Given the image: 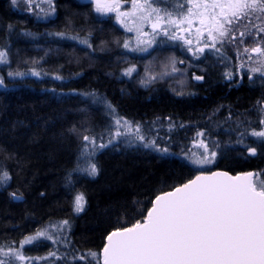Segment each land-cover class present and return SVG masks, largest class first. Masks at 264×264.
<instances>
[{"label":"trees","instance_id":"1","mask_svg":"<svg viewBox=\"0 0 264 264\" xmlns=\"http://www.w3.org/2000/svg\"><path fill=\"white\" fill-rule=\"evenodd\" d=\"M53 3V16L39 19L0 0V177L7 174L0 179V260L11 263V249L29 264H102L110 232L143 223L158 194L206 171L180 154L197 133L220 143L207 170H249L264 181V145L247 136L264 110V79L251 71L264 57L243 51L264 33L243 44L239 33L234 41L218 37L230 70L222 74L208 63L202 79L180 93L170 80L143 87L118 76L125 33L111 16H99L89 2ZM255 13L252 23L261 24L255 17L264 14ZM115 118L137 126L143 144L109 143ZM84 136L108 146L84 154ZM151 141L171 154L143 146ZM90 163L99 170L94 177L84 171ZM38 231L47 236L22 245ZM88 252L96 258L78 259Z\"/></svg>","mask_w":264,"mask_h":264},{"label":"snow or ice","instance_id":"2","mask_svg":"<svg viewBox=\"0 0 264 264\" xmlns=\"http://www.w3.org/2000/svg\"><path fill=\"white\" fill-rule=\"evenodd\" d=\"M12 3L15 4L16 0H12ZM145 4H149V0H145ZM196 6L200 7L199 4ZM217 7L221 9L220 15L224 17V22L217 20L214 14L213 28L220 37L236 40L233 28L225 27L226 24L237 26L240 44L244 43L243 38L246 36L255 38L258 33H264V17H255L261 20V24L252 23L251 20L242 25L240 23L255 12L264 13V0H228L227 4L213 0L211 4L204 5L205 10ZM225 7L229 9L230 16L224 13ZM151 12L157 13V23L153 24L155 30L161 17L159 9L151 8ZM189 12L191 13V9ZM188 22L191 23L190 20ZM203 22L202 20L201 23ZM169 23L176 24L177 21L170 19ZM241 27L243 30H240ZM252 29H256V33H253ZM209 36L216 40V37L212 36V29L209 30ZM255 42V47L251 49L245 47L243 51L264 57V48L260 47L264 38ZM124 46L127 47V44ZM198 51L203 52V49ZM4 57L5 53L0 52V60ZM261 63L264 64V60ZM251 71L259 72L261 69L253 68ZM261 74L264 75V72ZM196 79L200 80L202 77L197 76ZM2 84L3 80L0 79V85ZM120 123V120L116 121L117 125ZM260 123L264 124V120ZM121 135L120 131H116L115 136ZM197 135L202 136L203 133ZM250 135L261 138L264 142V130H254ZM138 139L143 141L144 137L138 136ZM83 140L93 145L92 153L85 151L84 154L87 155H95L97 147L103 149L108 146L103 143L96 145L95 138L89 136H84ZM109 143H112V140H109ZM154 144L155 142L151 141L143 146L149 147ZM200 146L208 151L203 141L200 142ZM87 147L88 145H85V149ZM158 150L165 153L168 151L166 148ZM248 151L252 155L256 154V148L250 147ZM211 156L214 158L216 152L212 151ZM211 162L208 157L193 161L198 165ZM84 171L94 177L99 170L96 163H90ZM254 175L258 176L259 173L249 172L243 177H229L227 173L197 176L195 180L176 187L174 191L157 196L143 223L137 222L130 228L113 231L107 236V244L103 247V264H264V181L254 182L252 179ZM6 178V173L0 177ZM83 201L82 194L76 197L77 211L82 210ZM40 236H47V233L38 231L36 236L26 237L24 243H31ZM47 238L51 239L50 236ZM9 254L17 260L26 259L19 251L10 249L5 255ZM87 256L95 259L97 254L88 252L78 259L85 260ZM0 264L6 262L0 260ZM88 264L92 262L89 261Z\"/></svg>","mask_w":264,"mask_h":264},{"label":"rangeland","instance_id":"3","mask_svg":"<svg viewBox=\"0 0 264 264\" xmlns=\"http://www.w3.org/2000/svg\"><path fill=\"white\" fill-rule=\"evenodd\" d=\"M79 1L89 2L93 11L99 16H111L114 23L124 31L125 38L122 41L123 45L121 48L124 52L120 56V63L122 65L117 70L118 76L121 78L134 77L139 85L143 87L155 82H160V80H170L173 88L181 93L184 90H188L192 82L197 81L196 77L201 76V71L204 69L203 66L208 63L216 65L222 74L230 70L227 57L221 53V51H217L218 47L216 40L220 36L213 28L215 23L213 20L214 14L217 20L221 23L224 22V17L220 15L221 9L217 7L205 10L204 8L205 4H211L213 0L209 2L207 0H190L187 4L173 3L174 6L171 7L174 8L170 9V11L161 10L162 6L159 4L158 6L155 5V0H149L151 7H149V4H145V0ZM10 2L18 10L34 13L39 19L52 17L55 13L53 0H16L15 4L12 3V0H10ZM219 2L227 4L228 0H219ZM134 4L136 7H134ZM197 4H199L200 7H197ZM140 5H143V7H140ZM151 8L159 9V16L161 17L155 30L153 29V24L157 23V13L151 12ZM189 9H191V13ZM149 13L151 14L149 15ZM169 13L171 14L170 16L168 15ZM224 13L229 16L231 15L227 7L224 8ZM253 14L256 15V13ZM251 18L252 15H250L247 20L241 21V25L247 23ZM170 19L177 21V23L170 24ZM189 20L191 23L188 22ZM202 20L204 21L203 23H201ZM225 27H231L233 28V32H238L236 30V25L226 24ZM210 29H212V36H215L216 40H213L209 36ZM240 30H243V28L241 27ZM252 31H255V29H252ZM173 36L175 38H172ZM189 41L191 43H188ZM125 44H127V47L124 46ZM201 48L203 52L198 51V49ZM253 55L259 56L257 53ZM5 57L3 59H5ZM262 60H264V58H261L258 62H254L253 65V68L261 69V71L256 72L258 81L264 79V75L261 74L264 72V64L261 63ZM130 69L131 71H129ZM173 69H175V71ZM117 120L121 122L119 125L116 124ZM261 120H264V110H262V116L259 120V128L255 131L264 130V124L260 123ZM111 128L110 140L113 142L143 144V142L138 139V127L130 124L128 121L115 118V121L111 124ZM116 131H120L122 135L118 137L115 136ZM252 131L254 130H251L247 136L264 145L261 138L250 135ZM201 141L207 145V152L204 147L200 146ZM219 146L220 143L215 136H213V138L198 136L191 141L188 148L180 154L187 158V161L196 169L207 170V168L212 167L216 162V156L220 149ZM151 147H154L157 152L162 154H171L167 147H156V145H152ZM178 147L180 148L183 146L178 145ZM165 148L168 149L166 153L158 150ZM88 149L92 152L93 145L89 144L86 152ZM212 151L216 152L214 158L211 156ZM204 157H208L212 162L203 165L193 163L194 160L203 159ZM252 179L254 182H259L257 177ZM37 239H39V237L32 242ZM31 243H24V241H22V245L25 246ZM29 260L30 258L27 257L23 261L13 257L12 262L8 264H29Z\"/></svg>","mask_w":264,"mask_h":264},{"label":"water","instance_id":"4","mask_svg":"<svg viewBox=\"0 0 264 264\" xmlns=\"http://www.w3.org/2000/svg\"><path fill=\"white\" fill-rule=\"evenodd\" d=\"M253 54H255V53H253ZM249 172L254 173L253 171H249V170H248V172H238V173H235V174H231V173H229L228 171H226V170H224V169H218V168H215V169H210V170H206V171L196 172V174H195L191 179H189L188 181H190V180H195L197 176H212L213 173H227L229 177H237V176L243 177V176H245V174H247V173H249ZM254 174H255V173H254ZM188 181H186L185 183H187ZM185 183H183V184H185ZM183 184H181V185H179V186H177V187H181ZM175 188H176V187H175ZM175 188H173L172 190L166 191V193L174 191ZM166 193L163 192V193L158 194L157 196H163V195L166 194ZM157 196H156V197H157ZM156 197L154 198V200H153V202H152V206H151V208L153 207V203L155 202ZM15 199H16V200H20V199H22V198H21V197H19V198H16V197H15ZM151 208H150V209H151ZM150 209H149V210H150ZM121 230H123V229H121ZM115 231H116V229H115ZM112 232H113V231H112ZM112 232H110L109 234H111ZM109 234H108V235H109ZM108 235H107V236H108ZM105 244H107V237L105 238ZM105 244H104V245H105ZM101 256H102V260H101V261H102V264H103V249H102V255H101Z\"/></svg>","mask_w":264,"mask_h":264},{"label":"flooded vegetation","instance_id":"5","mask_svg":"<svg viewBox=\"0 0 264 264\" xmlns=\"http://www.w3.org/2000/svg\"><path fill=\"white\" fill-rule=\"evenodd\" d=\"M208 2L211 1V0H207ZM160 2L162 3V9L161 10H164V11H170V9L174 8V7H171V6H174V4H178V3H189L190 0H160ZM233 33H239L238 32H233ZM253 33H256L255 31H253ZM241 79V77H239V80ZM230 80H233V79H229ZM253 178V177H252Z\"/></svg>","mask_w":264,"mask_h":264}]
</instances>
